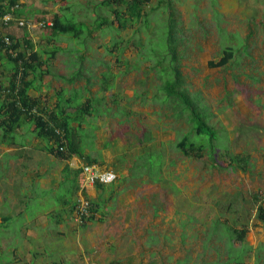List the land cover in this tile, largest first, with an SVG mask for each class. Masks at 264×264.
<instances>
[{
    "label": "rangeland",
    "instance_id": "rangeland-1",
    "mask_svg": "<svg viewBox=\"0 0 264 264\" xmlns=\"http://www.w3.org/2000/svg\"><path fill=\"white\" fill-rule=\"evenodd\" d=\"M17 2L25 25L4 32L21 48L29 39L43 58L58 47L42 66L50 73L36 77L38 87L29 92L46 110L61 99L79 148L117 178L81 193L76 174L65 186L41 192L29 218L47 210L54 215H45L34 237L14 230L21 224L14 216L0 264H264L258 217L264 205V0H149L132 18L127 0ZM54 15L76 30L53 37L51 26L37 24ZM170 18L177 88L216 134L214 160L209 136L166 98ZM228 46L234 57L210 66ZM11 71L0 58V85L8 84ZM87 98L90 112L78 113ZM184 135L203 145L200 156L177 147ZM225 152L248 156L247 170L230 165ZM81 197L97 207L83 223L74 217ZM59 214L62 222L55 221ZM242 227L247 231L239 240L234 229Z\"/></svg>",
    "mask_w": 264,
    "mask_h": 264
},
{
    "label": "trees",
    "instance_id": "trees-1",
    "mask_svg": "<svg viewBox=\"0 0 264 264\" xmlns=\"http://www.w3.org/2000/svg\"><path fill=\"white\" fill-rule=\"evenodd\" d=\"M149 0H127V14L130 18L141 15L140 4L147 2ZM18 4L17 0H0V17L10 11L11 6ZM18 6V5H17ZM15 7L12 10L13 20L5 26L0 27V58L6 59L11 63L12 71L9 77V82L7 85H0V128L3 130V136L12 134L17 127H19L24 119H29L34 123L35 134L39 137L48 138V150L55 156L61 159H69L73 155L78 156L83 163H98V159L85 154L78 144V140L74 137V128L70 125V117L66 115V109L63 108L61 104V99H58L54 108L50 110L44 109L40 106V98L34 97L29 94V89L34 88V81L36 77H41L44 73H48L49 69H42V64L48 61V57H53L58 51V47H53L47 50L48 55L43 58L39 51L33 49V45L29 39H25V47L21 48L20 43L16 38L8 33L4 32L5 28H8L16 20L22 19L18 14L20 10ZM53 21L50 28L53 33V37L58 33H68L75 31V26L72 23H65L63 20L54 15ZM25 21V20H24ZM42 21V20H40ZM172 18L169 19L168 28V52L170 54V61L168 63V69L170 75L168 80L164 83V91L166 98L175 102V105L181 106L178 110V114L182 113L184 110H188L189 120L192 123L193 128L198 133H206L209 136L210 148L212 149L210 157L214 160L213 152V141L216 134L212 128L206 123L201 114L196 110L190 99L184 94V92L177 88L180 81L179 70L174 64L175 57V45L172 40L174 24ZM17 25V24H16ZM25 25V23H24ZM79 31V30H78ZM7 35L11 43L6 44L3 40V36ZM172 40V41H171ZM234 57V49L230 46L223 50V54L217 61H211L210 66H224ZM33 74V77L30 76ZM80 76L79 73L72 77H68L67 80L72 83L75 78ZM109 86L108 83L103 84L104 88ZM91 99L87 98L85 102H82L77 107L78 113L90 112ZM176 107V106H175ZM6 112V113H5ZM57 129L63 131V138L56 132ZM64 146L63 150H59V146ZM177 147L188 156H200L202 154L203 145L191 142L187 135H184L178 142ZM229 155V164L236 165L247 170L249 159L246 155L235 154L225 152ZM223 155V153H221ZM80 169H77L76 174H78ZM97 188L102 189L103 184H95ZM90 201V199H89ZM90 214L86 217L88 220L93 219V212L97 210L95 203L90 201ZM258 217L264 222V205L259 206ZM247 227H242L240 229H234L239 240H244ZM242 264V263H238Z\"/></svg>",
    "mask_w": 264,
    "mask_h": 264
},
{
    "label": "crops",
    "instance_id": "crops-1",
    "mask_svg": "<svg viewBox=\"0 0 264 264\" xmlns=\"http://www.w3.org/2000/svg\"><path fill=\"white\" fill-rule=\"evenodd\" d=\"M11 27L13 29L16 25ZM45 74L39 79L45 80L47 76ZM36 87L38 86L36 85ZM29 94L40 97L30 92ZM55 105L56 103L53 106ZM26 123L29 124L28 128L24 127ZM28 130L32 134L27 138ZM14 132L19 133L20 138L16 139L12 136L9 140L6 138L7 136H3V131L0 137V248L6 244L4 239L6 235L9 236L10 234L12 228L10 222L14 216L21 217L19 220L21 224L13 226L16 227L14 229L16 232L30 235V237L38 234L37 226L44 225L48 221L45 215L50 212L54 215V212L53 210L39 211L30 219L29 216L32 215L28 209L29 205L33 201L41 199L40 193L44 190L65 186V181L71 180L73 177L75 179L77 169H80L78 174H80L81 180L78 185L82 193L83 174L81 173V165L83 161L78 156L73 155L69 159H61L49 152L48 144H44L42 137L35 134L34 123H31L29 119H24ZM73 157L77 159L75 169L73 168ZM100 166L105 168L101 164ZM87 187L97 188L95 185H88ZM62 203L67 204L65 200H62ZM63 219L64 215L59 214L55 221L62 222Z\"/></svg>",
    "mask_w": 264,
    "mask_h": 264
},
{
    "label": "built area",
    "instance_id": "built-area-1",
    "mask_svg": "<svg viewBox=\"0 0 264 264\" xmlns=\"http://www.w3.org/2000/svg\"><path fill=\"white\" fill-rule=\"evenodd\" d=\"M18 4H15L11 6L10 11L4 13L0 17V27L8 25L14 18L12 15V10L17 6ZM25 23L24 19H18L16 20V24L23 25ZM38 25H51V21H39L37 23ZM3 40L6 44H10L11 40L7 35L3 36ZM56 132L61 135V138L64 140L63 131L61 129H57ZM59 150H63L64 146H59ZM81 173L83 174V183H82V189H85L88 185H95L97 183L99 184H107L111 183L117 178V174L112 169L102 168L97 163H83L81 165ZM85 197V196H84ZM90 206L91 203L89 199L81 197V199H78L74 206V217L77 222L83 223L87 218V216L90 214Z\"/></svg>",
    "mask_w": 264,
    "mask_h": 264
},
{
    "label": "bare ground",
    "instance_id": "bare-ground-1",
    "mask_svg": "<svg viewBox=\"0 0 264 264\" xmlns=\"http://www.w3.org/2000/svg\"><path fill=\"white\" fill-rule=\"evenodd\" d=\"M26 15V14H25ZM6 113V112H5Z\"/></svg>",
    "mask_w": 264,
    "mask_h": 264
}]
</instances>
